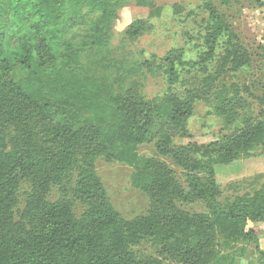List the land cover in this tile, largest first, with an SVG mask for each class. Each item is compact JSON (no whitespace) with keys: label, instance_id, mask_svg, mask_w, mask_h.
<instances>
[{"label":"trees","instance_id":"trees-1","mask_svg":"<svg viewBox=\"0 0 264 264\" xmlns=\"http://www.w3.org/2000/svg\"><path fill=\"white\" fill-rule=\"evenodd\" d=\"M132 2L0 0V264H237L251 245L264 264V183L253 194L222 200L216 182L218 172L238 174L247 159L264 156V117H250L208 145L173 142L189 138L187 121L201 93L194 85L174 90L182 70L207 67L221 47V68L240 71L250 65L247 48L211 0H201L204 50L196 59L186 60L182 49L161 59L165 92L148 98L122 78L102 80L88 72L82 52L100 54V61L109 55L119 12ZM255 2L264 7V0ZM136 3L150 8L149 19L162 12L153 0ZM173 11L180 14V6ZM149 19L131 23L124 38L137 41ZM136 64L141 75L155 68L154 59ZM218 101L221 116L243 102L224 90ZM153 141L157 154L182 170L183 183L166 161L138 153ZM98 159L133 168L132 186L150 199L145 215L128 220L115 209ZM55 189L60 197L51 200ZM196 202L206 212L182 207ZM143 243L168 262L139 252ZM223 249L232 251L226 256Z\"/></svg>","mask_w":264,"mask_h":264},{"label":"rangeland","instance_id":"rangeland-1","mask_svg":"<svg viewBox=\"0 0 264 264\" xmlns=\"http://www.w3.org/2000/svg\"><path fill=\"white\" fill-rule=\"evenodd\" d=\"M162 12L150 18L151 10L148 7L138 6L136 0L132 5L123 8L114 24V37L109 55L100 61L101 55L83 51V61L90 74L100 79L116 82L123 79V86L132 87L148 98H155L168 88L167 76L161 59L171 50L185 51V59L197 58V53L204 50L205 21L208 16L199 9L201 0H153ZM220 15L224 17L239 36L242 45L247 48L250 56V65L234 71L229 67H222L219 52L207 67L199 66L190 70H182V82L174 89L179 94L186 88H192L200 93L195 103L193 116L187 121L189 138L174 137L175 145H208L225 135L236 132L250 117H264V7H258L255 0H211ZM181 8L180 14L173 11L174 5ZM149 19L150 28L135 42L124 38L123 32L134 21ZM78 31L73 30V36ZM77 38L76 42H79ZM104 55V54H103ZM102 55V56H103ZM143 57V59H142ZM155 60L153 72L141 75V68L136 62ZM142 60V61H141ZM132 68L131 76L127 73ZM128 78V79H127ZM193 86V87H194ZM229 92L230 98L240 96L242 104L235 105V101L227 108L226 116L217 114L215 107L218 103V94L221 91ZM218 92V93H217ZM235 119L236 121H234ZM156 141L142 145L138 153L146 158L156 157L166 161L176 172L178 179L183 183L185 176L170 158H161L156 151ZM257 147L255 154L260 153ZM96 170L107 190L109 199L115 209L128 220L145 215L150 207L149 197L132 186V167L119 163L98 159ZM216 182L222 191V200L232 199L243 194H253L264 183V156L253 157L245 161L242 172L234 175L219 173ZM27 187L24 185L20 197L24 200ZM60 197L55 189L51 200ZM188 212H206L202 202L182 206ZM75 211L79 213L81 206L77 204ZM259 226L264 229V222ZM264 244V242H263ZM238 245L236 250L241 248ZM139 252L164 260L160 251L150 243H143L137 248ZM232 250L223 249L226 256ZM235 251V250H234ZM165 261V260H164ZM168 262V261H165ZM260 256L254 245L246 247L243 257L237 258V264H260ZM221 264H226L222 262Z\"/></svg>","mask_w":264,"mask_h":264},{"label":"crops","instance_id":"crops-1","mask_svg":"<svg viewBox=\"0 0 264 264\" xmlns=\"http://www.w3.org/2000/svg\"><path fill=\"white\" fill-rule=\"evenodd\" d=\"M262 229H263V228H262ZM263 230H264V229H263ZM263 242H264V235L261 236L260 239H259V245H260V248H261V250L264 251V244H263Z\"/></svg>","mask_w":264,"mask_h":264}]
</instances>
